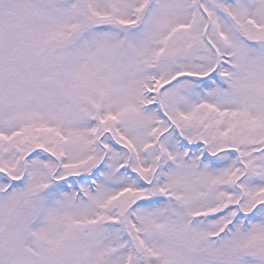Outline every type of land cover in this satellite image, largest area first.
Wrapping results in <instances>:
<instances>
[{"label":"snow or ice","instance_id":"1","mask_svg":"<svg viewBox=\"0 0 264 264\" xmlns=\"http://www.w3.org/2000/svg\"><path fill=\"white\" fill-rule=\"evenodd\" d=\"M0 264H264V0H0Z\"/></svg>","mask_w":264,"mask_h":264}]
</instances>
